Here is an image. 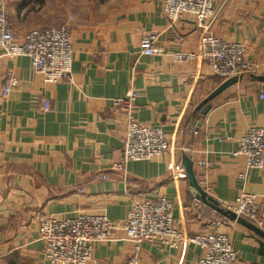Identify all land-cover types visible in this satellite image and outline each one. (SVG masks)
Wrapping results in <instances>:
<instances>
[{
	"label": "crops",
	"instance_id": "obj_1",
	"mask_svg": "<svg viewBox=\"0 0 264 264\" xmlns=\"http://www.w3.org/2000/svg\"><path fill=\"white\" fill-rule=\"evenodd\" d=\"M17 35L54 27L70 14L45 7L44 0H5ZM164 0H118L108 17L76 14L72 22L73 82L44 83L27 56H0V264H51L38 239L39 218L73 217L81 212L126 219L134 197L166 196L174 203L176 225L187 235L215 230L230 236L236 264H264V238L221 215L189 191L184 156L209 163L211 198L231 202L241 190L261 194L264 172H246L245 159L233 152L249 127L264 122V0H215L210 32L242 42L258 74L245 73L209 101L213 107L199 121L202 102L230 80L212 72L205 60L177 62L176 51L199 52L204 31L192 14L171 24ZM156 33L163 53L141 54L143 35ZM1 51V50H0ZM13 73L19 84L2 95V81ZM136 91V119L160 127L171 149L149 161H132L123 172L111 168L122 157L127 115L114 99ZM51 107L43 111V100ZM228 137V138H227ZM196 180L205 188L201 168ZM106 174L108 177L103 178ZM116 236H122L118 231ZM130 241L98 245L89 264H127ZM201 248L184 243L169 248L146 243L139 264H198Z\"/></svg>",
	"mask_w": 264,
	"mask_h": 264
},
{
	"label": "built area",
	"instance_id": "obj_2",
	"mask_svg": "<svg viewBox=\"0 0 264 264\" xmlns=\"http://www.w3.org/2000/svg\"><path fill=\"white\" fill-rule=\"evenodd\" d=\"M215 0H164L163 12L171 24L182 21L184 15L195 17V26L204 31L199 52L176 51L173 58L177 62L205 60L212 72L223 78H240L245 73L258 74L259 66L248 57L249 50L242 42L224 40L210 28L216 17ZM70 15L68 21L59 26L34 28L20 37L11 26L5 0H0V56L30 58L35 72L44 83L55 84L60 81L73 82V38ZM141 54L154 55L164 50L157 43L156 33H146L142 37ZM2 95L7 96L19 84V79L11 72L3 77ZM260 98H264V81L261 83ZM43 111L51 107V100H43ZM114 105L127 115V126L123 138L122 157L111 166L114 171L125 173L126 165L132 161H149L167 153L171 145L160 127L139 122L134 113L136 91L131 89ZM228 138V137H227ZM191 160L203 171L204 189L209 195L211 185L207 181L209 163ZM236 157L245 159L247 174L253 171L264 172V122L252 126L239 138L238 147L233 152ZM104 179L108 176L104 174ZM223 207L233 210L256 226L264 229V212L261 194L241 190L233 201L223 203ZM174 203L166 196L155 199L134 197L126 219L113 220L105 213L79 212L73 217L58 218L43 215L39 218L38 239L43 243V254L51 264H89L95 248L107 242L130 241L134 253L127 264H139L142 246L158 242L166 247L177 249L184 243H193L201 248L198 264H236L237 252L228 234L220 231L227 220H217L215 230L187 235L176 225ZM122 231V236H116Z\"/></svg>",
	"mask_w": 264,
	"mask_h": 264
},
{
	"label": "water",
	"instance_id": "obj_3",
	"mask_svg": "<svg viewBox=\"0 0 264 264\" xmlns=\"http://www.w3.org/2000/svg\"><path fill=\"white\" fill-rule=\"evenodd\" d=\"M258 79H260L262 82L264 81V76H257ZM237 78H231L230 80L224 82L220 87L215 89L203 102L202 104L196 109L200 110V114L197 116V121L200 120V118L204 117L213 107L209 101L214 99L217 95H219L221 92H223L228 87L232 86L236 82ZM184 166L187 171V175L190 180V189L189 191L195 196V198L204 204H207L209 207L220 213L221 215L225 216L226 218L237 221L244 226L248 227L252 231H254L256 234L264 238V229L259 228L256 226L253 222H250L246 219H243L242 217H238L237 214L230 209H227L226 207H223L220 202L214 200L211 198V195H209L197 182L196 175L194 171V162L191 160L190 157L184 156Z\"/></svg>",
	"mask_w": 264,
	"mask_h": 264
},
{
	"label": "rangeland",
	"instance_id": "obj_4",
	"mask_svg": "<svg viewBox=\"0 0 264 264\" xmlns=\"http://www.w3.org/2000/svg\"><path fill=\"white\" fill-rule=\"evenodd\" d=\"M118 0H44L47 8L62 10L72 16L84 14L96 18L108 17ZM75 19V18H74ZM44 28V27H43Z\"/></svg>",
	"mask_w": 264,
	"mask_h": 264
}]
</instances>
